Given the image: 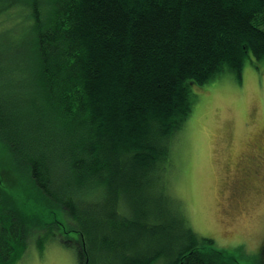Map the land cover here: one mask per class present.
<instances>
[{
    "label": "trees",
    "instance_id": "1",
    "mask_svg": "<svg viewBox=\"0 0 264 264\" xmlns=\"http://www.w3.org/2000/svg\"><path fill=\"white\" fill-rule=\"evenodd\" d=\"M33 2L27 71L0 80V142L41 193L38 217L57 206L61 226H81L78 264H240L169 196L171 230L149 223L192 87L264 58V0H45V14ZM15 230L0 216V264L24 246Z\"/></svg>",
    "mask_w": 264,
    "mask_h": 264
},
{
    "label": "rangeland",
    "instance_id": "2",
    "mask_svg": "<svg viewBox=\"0 0 264 264\" xmlns=\"http://www.w3.org/2000/svg\"><path fill=\"white\" fill-rule=\"evenodd\" d=\"M33 1L45 14V0ZM33 1L0 0V80L6 83L9 77L27 71L26 54L33 47L34 36ZM13 81L27 83L21 78ZM192 92L191 111L172 138L169 163L161 178L164 189L153 193L152 215L157 218L149 224H158L163 232L166 227L171 230L170 219L179 217L167 203L171 197L198 236L211 238L215 248L232 253L240 264H264V251H259L264 242V163L257 168L258 175L250 173L252 162L246 155L253 152L256 134L264 132V58L247 56L239 80L233 73L224 72L193 86ZM0 97L5 98L1 93ZM8 148L0 142V216L16 226L18 235L23 229L28 232L20 241L24 246L13 264H78L75 245L81 226H61L56 220L65 223L67 217L57 206L49 207L52 211L44 219L38 217L42 195L34 182H29L26 167L12 161ZM18 197L25 199L19 202ZM39 236L41 241L37 243L35 238Z\"/></svg>",
    "mask_w": 264,
    "mask_h": 264
},
{
    "label": "flooded vegetation",
    "instance_id": "3",
    "mask_svg": "<svg viewBox=\"0 0 264 264\" xmlns=\"http://www.w3.org/2000/svg\"><path fill=\"white\" fill-rule=\"evenodd\" d=\"M261 127H263V125ZM257 136H258V133L256 134V139H258V141L252 145L253 152H251L250 154H246L249 156L250 163L252 162L250 164L251 166L248 172L254 173L255 175H258V173H256V170L259 167V165L264 163V132L262 134H260L259 132V136L258 137ZM254 164H256L255 167L252 166ZM261 250L264 251V242L259 247V251Z\"/></svg>",
    "mask_w": 264,
    "mask_h": 264
}]
</instances>
